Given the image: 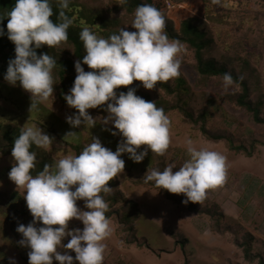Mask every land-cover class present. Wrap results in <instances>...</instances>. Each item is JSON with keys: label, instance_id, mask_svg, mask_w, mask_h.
I'll use <instances>...</instances> for the list:
<instances>
[{"label": "rangeland", "instance_id": "obj_1", "mask_svg": "<svg viewBox=\"0 0 264 264\" xmlns=\"http://www.w3.org/2000/svg\"><path fill=\"white\" fill-rule=\"evenodd\" d=\"M174 1L165 12L173 26L179 30L182 21L190 17L203 20L208 37L214 40L205 55L222 61L230 58V69L244 72L245 77L254 80L253 98L263 103L264 112V0H221L219 4L206 0ZM101 4L104 10L113 8L111 0H101ZM118 13L122 15V12ZM132 21L126 25L132 26ZM237 42L242 43L240 47L235 45ZM181 43L186 49L180 57L181 76L186 79L190 91L170 94L158 86L149 90L140 85L153 100L160 101L159 107L174 103L181 105V108L167 113L171 120L172 143L165 155H156L149 149L138 163L127 153L122 154L124 170L110 181L112 191H121L122 197L138 205L135 233H130L129 225H126L128 229L125 228L120 218L112 215L109 219L113 233L104 241L107 247L103 264H185L187 257L190 264H259V256L264 257V124L254 122L246 109L229 101L230 96L240 91L237 83L234 91L225 92L221 77H201L196 69L194 50L187 43ZM36 51L39 55V49ZM56 51L59 58L65 56L74 63L80 60L70 45L56 46ZM81 63L86 71H90L83 61ZM76 75L74 66L70 78L75 80ZM53 77V96L31 112V93L19 82L13 86L6 79L0 80V123L19 129L37 125L53 137L51 148H39L38 151L45 152L51 164L65 155L79 154L93 136L98 137L103 146L115 151L122 137L105 130L100 122L90 129L84 125L73 128L67 122L66 117L78 110L61 98L63 88L57 69H53ZM170 82L175 85L177 78ZM88 111L93 117L107 115L99 109ZM189 112L199 120L198 124L190 119ZM203 124L214 132L230 134L235 144L253 147L256 142L255 152L248 156L233 150L226 140L206 138L201 129ZM113 127L108 125V128ZM69 131L77 132V139L65 137ZM2 137L0 135V140ZM186 138H191L198 147L221 151L227 157L226 183L210 190L203 203H195L198 211L192 209L191 201L187 204L173 201L143 179L147 171L158 169L159 164L166 167L175 162L177 168L173 171L178 170L188 158ZM1 143L3 145V140ZM144 147L141 146L140 150ZM14 163L12 154L0 150V264H12L9 258H14L15 264L29 262L30 248L20 245L22 234L16 229L19 224H29L33 216L27 207L24 189L18 188L9 178ZM106 202L121 212L127 210V202ZM77 204L87 210L83 200ZM37 226H41L40 222ZM219 226L223 232L216 231ZM83 227L78 219L69 222L71 229ZM134 234L142 245L128 242L129 236L133 238ZM70 239V236L65 237L62 243L66 244ZM238 242L250 244L254 257H246ZM58 250L75 257V252L70 249ZM53 264H59V261L53 260ZM74 264L79 262L74 260Z\"/></svg>", "mask_w": 264, "mask_h": 264}, {"label": "clouds", "instance_id": "obj_2", "mask_svg": "<svg viewBox=\"0 0 264 264\" xmlns=\"http://www.w3.org/2000/svg\"><path fill=\"white\" fill-rule=\"evenodd\" d=\"M128 0H119L120 5ZM221 0H213L219 4ZM60 9L54 22L52 0H15L7 13L8 38L15 45V57L10 59L5 79L13 86L19 82L31 93L30 112L38 110L40 104L53 96V69L57 60L48 53L37 54L36 49L44 45L50 48L68 40V29L73 24L65 9L70 0H57ZM2 21V19H0ZM132 26L136 31L121 27L118 34L104 38L89 27L80 32V40L86 54L82 57L90 71H86L80 60L75 62L77 75L70 93L64 98L67 104L78 110L66 117L67 122L77 128L84 125L90 129L100 122L105 130L119 135L122 140L115 151L102 145L98 137L84 145L77 155L68 154L54 164H45L36 175L37 153L32 146L49 149L53 137L37 126L22 127L14 140L12 156L15 163L8 175L18 188H23L25 200L33 220L19 224L17 232L22 234L20 245L30 248L28 264H103L113 227L106 216L109 204L101 193H111L108 182L117 177L125 167L123 153L134 162H141L148 154L163 156L172 143L171 120L156 101H148L129 87L126 92L117 89L140 81L146 89H154L157 82H168L181 75V54L184 45L169 38L166 17L152 4L136 7ZM4 28L0 27V36ZM243 80V76L239 78ZM236 82L230 72L222 76L225 92L234 91ZM103 107L106 116L93 117L89 109ZM108 125H114L108 128ZM77 132L69 131L65 137L77 139ZM187 159L178 170L170 162L161 171H147L144 182H154L158 188L170 193L183 194L182 201L203 203L210 190H215L227 181L226 155L218 150L198 147L191 138H186ZM141 146H146L141 149ZM83 200L85 209L77 201ZM82 221L84 227L71 229L73 219ZM40 222L41 226H37ZM70 236L68 243H62ZM59 248L75 252L73 257ZM15 264L14 258H9Z\"/></svg>", "mask_w": 264, "mask_h": 264}, {"label": "trees", "instance_id": "obj_3", "mask_svg": "<svg viewBox=\"0 0 264 264\" xmlns=\"http://www.w3.org/2000/svg\"><path fill=\"white\" fill-rule=\"evenodd\" d=\"M207 3L213 0H206ZM113 3V8H105L107 12L103 9V5L101 4V0H70L69 8L65 9L66 14L73 19V24L69 27L68 31V40L60 45L67 46L70 45L74 49V55L76 58L82 60V57L86 54L83 42L80 40V32L84 27H89L93 30L97 35L102 36L104 38L109 37L111 34H118L119 29L121 27L125 28L129 31H136L133 26H127L129 21L134 19L135 9L140 4H152L157 7L159 10L163 12L166 17V9H169L170 6L174 5V0H128L127 4L120 5L119 0H111ZM15 0H0V27L4 28V35L0 36V58L2 59V63L0 64V80L5 79V74L8 68V64L10 59L15 57V45L14 43L8 38L7 35V23L10 17H7V13L11 10L14 6ZM217 4V3H216ZM102 5V6H100ZM52 7L54 11V15L51 19L54 22H60L58 20V13L60 11L57 0H52ZM118 12H122V15ZM110 13V15H109ZM76 16V18H73ZM83 19V20H81ZM133 22V21H132ZM132 24V23H131ZM205 22L203 20H196L194 17L187 18L182 21L181 27L177 30L173 25V22L166 17V28L165 31L167 32L169 38H175L180 42L187 43L193 50L196 58V69L199 75L205 79L213 77H221L225 72H230L233 76L235 82L240 86V91L237 92L235 95L230 96V102H233L242 108L246 109L248 113L251 115L252 120L258 124H264V112H263V103L256 102L253 98V90L252 85L254 80L245 77V73L238 72L236 70H232L229 67L230 58L226 60L218 59L217 57H207L205 55V51L214 40L208 37V32L205 29L204 25ZM240 30V29H239ZM242 43L237 42L235 43L236 46L240 47ZM231 48V47H230ZM40 53H48L52 55L57 60L56 67L60 81L61 87L63 91L60 93L62 99L64 98L65 92L70 90L73 86L74 79H71L70 72L73 70L75 66L74 60L68 57H61L57 56L56 47L53 48H45L42 47L39 49ZM227 56V55H226ZM85 67H88L84 64ZM91 70V69H90ZM243 76V80L239 78ZM142 82L140 81H133L132 85L129 86H120L118 88L117 94L120 91L126 92L129 87L136 89V94L143 97L145 100L148 101H156L157 106L159 107L160 101L153 100L151 95L145 91H142L140 88ZM158 87L165 90L167 93L174 94L180 93L179 91L189 92L190 87L187 85V81L181 75L177 77V82L173 85L170 81L159 83L157 82ZM166 114L172 110L181 108V105L178 103L170 104V105H163L162 107ZM94 109H99L100 111H104L103 107H97ZM106 112V111H105ZM190 119L195 122L196 124L199 123V120L194 117L192 112L188 113ZM203 113L200 114V118H202ZM205 121V117H203ZM202 133L206 136V138L211 140H226L230 143V146L233 150L242 152L245 155L252 156L254 151V147L256 146V142H254L251 146H247L245 144H235L233 137L230 134L226 133H217L210 130L205 124L201 125ZM21 132V128H12L10 125H3L0 123V135L3 137V145L0 144V150L3 152L12 154V147L14 145V140L16 137L19 136ZM0 140V142H2ZM32 151L37 153V161H36V168L32 170V174L36 175L39 171L43 170L45 164H51L48 156L45 152H38L39 147L33 145ZM159 170H163L165 166L157 167ZM37 169V170H36ZM109 186L111 187V181L108 182ZM151 186L157 187L154 182L149 183ZM112 188V187H111ZM158 188V187H157ZM168 198L172 199L173 201L182 202L186 197L183 194H174L170 193L168 190L159 188ZM103 196L106 201H110L113 204L117 202L124 201L127 202V210L125 212H121L117 208H113L109 206L108 211L106 212V216L110 218L112 215H116L120 218V221L126 226L129 225L130 233H135V226L134 220L136 219L138 213V205L133 201H128L124 197H122V192L117 190L116 192L112 191L111 193H103ZM122 197V198H121ZM190 206L194 211H198V208L194 202H190ZM220 215V214H218ZM127 228V226L125 227ZM128 229V228H127ZM216 231L223 232L220 228H216ZM129 243L132 244H139L142 245L138 237L134 234L133 238L129 236ZM238 245L241 243L238 242ZM245 250L246 257L251 258L254 257L251 252V245H241ZM185 264H190L189 258L185 259ZM259 264H264V257L259 256Z\"/></svg>", "mask_w": 264, "mask_h": 264}]
</instances>
